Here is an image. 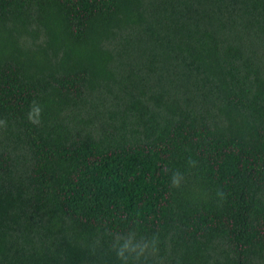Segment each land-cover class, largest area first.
I'll return each mask as SVG.
<instances>
[{
    "label": "trees",
    "instance_id": "16d2710c",
    "mask_svg": "<svg viewBox=\"0 0 264 264\" xmlns=\"http://www.w3.org/2000/svg\"><path fill=\"white\" fill-rule=\"evenodd\" d=\"M0 264H264V0H0Z\"/></svg>",
    "mask_w": 264,
    "mask_h": 264
},
{
    "label": "clouds",
    "instance_id": "9594fccd",
    "mask_svg": "<svg viewBox=\"0 0 264 264\" xmlns=\"http://www.w3.org/2000/svg\"><path fill=\"white\" fill-rule=\"evenodd\" d=\"M32 111L38 114V113L40 112V109H39L38 107H35V108L32 109ZM29 119H30V120L32 119V114H31V113L29 114ZM127 247H128V244L126 243V244L124 245V248H127ZM145 247H147V245H145L144 247H141V250H140V253L138 254V256H139L140 254L143 253ZM134 250H135V249H133V251H134ZM117 256H118V258H125V257H124L123 250H118V252H117Z\"/></svg>",
    "mask_w": 264,
    "mask_h": 264
}]
</instances>
